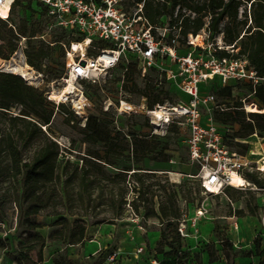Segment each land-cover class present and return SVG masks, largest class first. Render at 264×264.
<instances>
[{
  "label": "trees",
  "instance_id": "obj_1",
  "mask_svg": "<svg viewBox=\"0 0 264 264\" xmlns=\"http://www.w3.org/2000/svg\"><path fill=\"white\" fill-rule=\"evenodd\" d=\"M33 1L38 9L36 19L21 17L15 21L16 8L29 13L30 17L34 14L29 0H13L8 21L0 19V59L8 60L17 42L24 38L25 63L48 83L56 84L64 75L65 67V51L60 43L69 44L70 31L55 28L47 33L45 25L50 23L47 9L38 0ZM133 1L142 3V15L153 31L168 26L178 33L179 46L185 48L184 53L188 48L187 36H196L204 30L209 41L221 37L224 46H233L232 50L236 51L234 54L219 51L220 56L244 58L247 68L256 73L258 81L255 84L245 80L247 95L253 100L247 105L255 107V112L245 111L241 101L232 105L226 103L232 99L236 80L221 85L213 79L200 87L201 92L209 91L215 95L216 108L212 115L224 143L230 131L226 124L238 126L235 133L231 131L237 149L230 150L244 154L247 139L253 134L264 137V113L261 112L264 107V0ZM41 36H45L47 42L40 39ZM167 37H172V31ZM95 45L107 47L100 41ZM91 54L93 50L89 48L88 55ZM163 64L169 65L165 59ZM115 68L121 71V76L116 79L120 89L138 99L144 98L148 110L166 101L173 103L174 96L187 99L155 68L141 77L146 82L144 87H138L133 77L135 74L140 76V72L131 55L127 63L121 60ZM84 82L81 81L84 88L91 90L88 94L83 89L84 95L94 107L95 99L99 92L104 93L103 89L99 83ZM55 108L65 114L63 122L69 133L61 135L66 137L69 146L62 147L55 141L52 131ZM175 127L169 126L163 136L153 134L151 130L125 132L116 128L114 115L103 111L102 106L90 111L81 126L80 118L69 107L55 106L48 100L47 91L27 84L18 75L0 71V227L12 230L7 227L5 215L13 208L17 216L13 230L20 228L23 236L15 250L17 264H41L43 250L51 242H57L63 248L77 244L84 246L89 225L114 224L125 216L127 206L134 215L140 216L142 222L147 219L158 222L159 237L153 249V260L157 264H187L190 249L177 230L179 201L190 202L193 193L197 197L202 192L200 182L195 178L197 172L185 175L190 179L178 184H167L166 180L161 183L162 178H167V172L172 170L148 169L144 165L146 161H169L168 145L164 141ZM182 144L180 146L185 148ZM243 176L257 188L264 189V176L259 172L244 173ZM189 183L195 185L194 191L182 189V185ZM130 192L135 194L131 200ZM223 193L228 199L236 200L241 192L228 186ZM242 212L235 211L238 216ZM249 214L253 216L255 211L251 210ZM40 216L52 219L50 226L58 227L47 238L36 232L44 226L36 221ZM11 239L12 235L7 233L0 235V250L6 249ZM219 242V249L214 243L203 246L202 253L206 254L208 263L221 256L225 264H234L238 252L232 242L227 238H220ZM261 242V236L256 235L252 251L243 256L255 257L257 264H264ZM194 257L200 260V255ZM52 262L76 264L64 249L56 252Z\"/></svg>",
  "mask_w": 264,
  "mask_h": 264
},
{
  "label": "built area",
  "instance_id": "obj_2",
  "mask_svg": "<svg viewBox=\"0 0 264 264\" xmlns=\"http://www.w3.org/2000/svg\"><path fill=\"white\" fill-rule=\"evenodd\" d=\"M38 1L46 7L50 18L48 32L55 28L70 31L67 37L69 44L60 43L65 51L64 75L59 81L63 86L67 85L68 81L75 84L80 81L98 83L101 75L115 68L121 60L127 63L128 56L131 55L137 61L140 77H144L148 70L155 68L164 74L167 82L172 83L175 89L187 98L185 101L174 103L166 101L155 105L151 110L147 109L145 99L141 98L140 108L150 118L153 134L163 136L171 125L187 128L183 143L188 161L198 167L195 177L200 179L203 193L218 195L228 186L235 188L232 177L237 175L245 179L244 171H257L264 176V148L261 147L264 138L256 134L250 137L258 141L260 152L250 147H247L244 154L228 149L221 131L213 121L212 111L216 108L215 95L209 91H200L202 85L213 79H217L221 85H225L230 80H247L254 84L258 81L256 73L247 68L248 64L244 58L228 59L218 54L219 51L232 50L233 46H224L221 37L217 38L218 43L209 42L207 33L202 30L200 33L202 35L187 36L188 48L179 56L178 33L164 26L155 28L154 31L158 33L156 36L142 15V3H135V12L129 15L119 9L121 0ZM12 2L13 0H0V7L7 5L8 8L7 15L0 16V19L6 22L9 19ZM169 31H172V37H167ZM39 38L47 42L45 36ZM98 41L105 43L107 47L100 48L95 45ZM24 42L25 39L20 38L9 58L19 55L22 65L26 64L23 54ZM84 42H87L84 54L78 55L73 46ZM89 48L93 50L91 55H88ZM69 58L73 59L72 63L68 62ZM164 59L168 61V66H164ZM81 61L85 64L81 65ZM30 69L33 71L32 68ZM0 71L11 73L3 69ZM37 76L42 78L41 74L37 73ZM21 78L30 85L27 79ZM72 96L75 98L73 99ZM47 98L50 100L48 93ZM75 101L79 103L75 105ZM52 102L56 106L69 102L73 113L80 118L81 126L84 125L86 111L91 103L84 95L81 86H75L73 92L64 99ZM123 102L119 100V105L116 107L118 115H128L136 109L130 103V107L134 109L129 107L122 109ZM104 110L106 111V108ZM156 110L159 115H152ZM201 111H205L207 116L202 117ZM55 141L60 145L59 141L56 139ZM250 185L254 190L257 189L252 183ZM202 214L198 211L194 217L197 218ZM177 230L184 239H196L199 236L195 229V221L192 222L190 231L187 230L183 220L178 222ZM142 251L143 248L139 247L136 253ZM151 263L157 264L155 260Z\"/></svg>",
  "mask_w": 264,
  "mask_h": 264
},
{
  "label": "rangeland",
  "instance_id": "obj_3",
  "mask_svg": "<svg viewBox=\"0 0 264 264\" xmlns=\"http://www.w3.org/2000/svg\"><path fill=\"white\" fill-rule=\"evenodd\" d=\"M29 1L31 2L34 14L30 17L29 13L22 11L20 8H16L15 21L21 17H26L27 19L32 18L33 20L37 18V6L33 0ZM119 9L124 13H129V15H132L135 12V3L133 0H121L119 3ZM47 28L48 26L45 25V30L47 33H49L50 31L48 32ZM154 34L158 36L156 31H154ZM217 38L213 41V43H218ZM177 50V53L180 56L181 53L183 55L185 48L183 46H179ZM225 51L230 54L236 53V51L228 49ZM53 57H56L55 54ZM232 58L233 57H231V59ZM13 59L15 63L22 65L19 55L14 56ZM34 74L33 78L28 80L30 85L41 88L47 91L48 94H50L53 90L60 89L63 86V84L60 82L56 84L48 83L46 78H38L37 72ZM120 76L121 71L119 68H115L99 77L98 83L102 87L104 93L99 92L98 97L96 99L94 98V107L91 105L86 111V114L102 106L103 111H105L104 109L106 108L107 112H110L112 115H114V124L116 128H120L125 132L128 130L141 133H145L149 130L153 131L150 124V118L146 115L145 111L140 108L141 99H138L136 96L130 94L124 89H120V83L116 82V79ZM133 78L138 87H144L146 82L141 79L140 76L135 74ZM84 83L88 84V81ZM89 84L92 85V83ZM245 84V80L238 81L237 85L233 87L232 99L227 100L226 103L232 105L235 102L241 101L245 110L247 103H251L253 101L252 98H249V95H247ZM75 86H81L88 94L91 92L90 89L87 90L84 88V85L81 84V81L75 84ZM181 97L182 96H174L172 98L173 103L184 100L183 97ZM72 98L74 99L75 97L72 96ZM119 100L134 105L136 109L128 115H118L116 107L119 105ZM52 103L56 106L54 102ZM64 105L71 109L69 102H66ZM253 108L255 110V107ZM54 112L56 114L52 126L54 138L59 141L60 146H69L66 137L61 135V133H69L68 127L63 122L65 114L56 108L54 109ZM201 115L202 117H205L207 116V113L205 111H201ZM226 128L230 131L227 132L226 139H224L225 145L228 149H237L234 145L235 142L231 135L232 132L235 133V131H237L238 126L228 123L226 124ZM186 135L187 128L185 126H176L171 130L167 140L164 141V143H167L168 145L166 153L170 157L169 161L166 163H149L146 161L144 163L145 167L148 169H157L158 167H162L160 170L170 169L173 173H175L167 174V178H162L161 183L166 180L167 184H178L182 180L190 179L185 175L198 172V167L188 161L186 148L180 146V144H182L185 140ZM233 137H235L234 134ZM258 144V141L256 142L253 138L247 139V147L260 152ZM261 147L264 148V141H261ZM243 173L251 172L244 171ZM196 181L200 182V179L197 177ZM182 189L184 191H188L189 189L194 191L195 185L193 183L185 184L182 185ZM234 189L241 192L238 194L236 200L228 199L225 193L218 195H207L203 192H200L197 197H194L195 194L193 193L192 199H194L192 200L190 198V202H186L184 200L179 201L178 222L183 220L187 226V230L190 231L191 224L193 221H195V229L198 231L199 235L196 239H184L185 246L190 249L189 253L191 254L188 258L187 264H203V257H207L205 254L204 256L202 255L203 246L208 243H214L217 249H219L220 238H227L230 240L233 244L234 250L238 252L236 254L237 258H235L234 264H257L255 257H245L243 255L248 251H252V242L256 235L261 236V246L264 248V189L257 188L254 190L252 187L247 186L246 188ZM129 194V199L131 200L135 194L133 192H130ZM127 208L128 210L125 216L115 222L116 229L114 231L113 237L111 238V242H109L107 247L104 249V253L98 256V259H100L102 262L108 260L109 257L113 256L111 251H114L116 248H118L119 253L114 255L112 258V262H114V264H152L151 261L153 260L154 256V245L149 246V243L150 240H154V236L157 234V232H159L160 226L154 219H147L145 222H142L140 216L134 215L128 206ZM236 210H242L243 212L238 216L235 213ZM251 210L255 211L253 216L249 214ZM198 211H201L203 214L195 218L194 216L196 213H198ZM16 217L17 216L14 209L9 208L6 211L5 220L7 222V227H11L12 230H7L4 227H0V235L4 236L5 233H7V235H12V239L8 244V247L6 249L0 250L1 264H3L4 257L13 256L16 253V246L23 239L20 228H17L15 231L13 230L16 223ZM139 247H142L143 251L141 253H136V250ZM105 255H109V257L105 258ZM194 255H200V260L196 259ZM215 264H225L223 257L220 256L218 260L215 261Z\"/></svg>",
  "mask_w": 264,
  "mask_h": 264
},
{
  "label": "crops",
  "instance_id": "obj_4",
  "mask_svg": "<svg viewBox=\"0 0 264 264\" xmlns=\"http://www.w3.org/2000/svg\"><path fill=\"white\" fill-rule=\"evenodd\" d=\"M258 152V151H257ZM158 166V165H157ZM158 167L157 169H161ZM167 174H175L173 172H167ZM50 218L43 216L37 217L36 221L43 224L44 226L40 229H37L36 232H39L44 238H47L53 231L58 229V227L50 226ZM116 229V224H99V225H89L86 229V243L84 246L79 244L69 245L66 248L59 246L57 242L48 243L47 248L43 250V261L41 264H53L52 257L56 254L57 251L62 252L64 249L65 254L73 260L76 264H114L112 258L114 255L119 253V249L111 251L113 256L105 255L104 257H109L106 261H101L98 259V256L104 253V249L107 247L108 243L111 242V238L114 235ZM159 237V232L154 236V240L149 243V246H152L156 243ZM189 240L193 238H188ZM16 254V253H15ZM13 256H8L3 258V264H17ZM205 253H202L204 256ZM206 256V254H205ZM203 264H215V262L208 263L207 257H203Z\"/></svg>",
  "mask_w": 264,
  "mask_h": 264
},
{
  "label": "bare ground",
  "instance_id": "obj_5",
  "mask_svg": "<svg viewBox=\"0 0 264 264\" xmlns=\"http://www.w3.org/2000/svg\"><path fill=\"white\" fill-rule=\"evenodd\" d=\"M8 8L7 5H4L3 7H0V16L5 17L7 15ZM199 39V38H198ZM87 45V42L81 43L79 45H74L73 49L75 53L78 55H83L85 51V46ZM69 63L73 62L72 58H69L68 60ZM0 69L9 71L15 75H18L20 77H23L24 79L31 80L33 78V71L30 69V67L25 64V65H20L14 62V59H10L9 61H4L0 59ZM75 83L72 81H68L67 85L62 86L58 90H53L49 94V99L52 101H60L61 99H64L68 94H71L74 90ZM79 102H81L79 100ZM79 102L75 101V105H77ZM123 102V101H122ZM131 105L129 103L123 102L122 103V109L125 107H129L131 109H134V107H130ZM245 110L248 112H253L254 108L250 105L245 106ZM262 112L264 113V107L262 109ZM152 115L158 116L159 112L156 110ZM232 183L235 185V188H246L251 187L250 183L243 179L242 177L239 176H233L232 177ZM253 188V187H252Z\"/></svg>",
  "mask_w": 264,
  "mask_h": 264
},
{
  "label": "water",
  "instance_id": "obj_6",
  "mask_svg": "<svg viewBox=\"0 0 264 264\" xmlns=\"http://www.w3.org/2000/svg\"><path fill=\"white\" fill-rule=\"evenodd\" d=\"M80 64H81V65H84L85 63H84V61H81Z\"/></svg>",
  "mask_w": 264,
  "mask_h": 264
}]
</instances>
